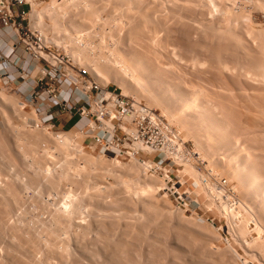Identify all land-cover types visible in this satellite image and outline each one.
<instances>
[{
	"label": "rangeland",
	"instance_id": "1",
	"mask_svg": "<svg viewBox=\"0 0 264 264\" xmlns=\"http://www.w3.org/2000/svg\"><path fill=\"white\" fill-rule=\"evenodd\" d=\"M26 1H29L25 8L30 11V25L38 31L44 29L49 33V41L55 48L85 68L87 66L83 64V57L80 58L81 61L78 56H73L74 52H70V47L80 45L73 44L70 36L89 31L86 36L89 47L86 60L91 63L95 60L96 65L100 63L97 69L102 71L92 67L87 69L104 86L117 88L126 95L137 97L167 118L194 149L202 154L205 165H209V168L212 166L217 174L228 178L235 195L241 201L233 208L234 211L229 209L232 212L229 211L232 214L230 217L226 213L221 214L217 206H208L205 185L192 174H186L183 167H175L172 171L174 180H179L176 170L180 169L184 184L178 185L182 186L181 192L188 193L190 207L183 206L168 189L171 183L167 185L166 168L163 172L154 167L146 168L144 165L134 164L129 157L117 156L114 152H106L94 146L89 137L86 138L75 128L79 116L68 121L70 116L62 108L56 106L47 110L43 106L44 102L39 103L35 98L36 93L34 96L30 95L35 88L34 80L41 76L40 71L31 70L29 77L25 78L14 71L9 84L0 78V264H264V249L257 245V237L264 242V219H261L264 218V202L247 184L243 185L242 179L235 176L242 157L246 158L245 162H241L244 161L243 158L240 160L243 167H247L248 163L258 167H252L251 171L245 168V178L250 179L255 169L263 171L264 176V0H92V4L97 3L93 4L95 8L90 11L88 22L81 29L76 24L79 18L74 15L81 17L82 9L89 4L92 6L88 2L91 0H34L36 7L33 0ZM31 13L40 15L43 22L41 28L33 25L36 19ZM53 35L59 41L63 39L62 44H65L66 49L51 38ZM137 35L140 46L137 44L139 41L133 42L138 40ZM147 53L151 56L148 57ZM125 58L128 60H124ZM140 59H143L145 65ZM114 60L126 63L124 68L129 69L130 66L131 69L134 65L132 69L136 71V77L130 76L133 81L124 75L126 72H120L123 69L118 71L116 68V71L108 64L111 61L114 63ZM129 61L131 65H128ZM140 62L142 68L138 69ZM101 64L109 66V69ZM143 65L147 66V73ZM111 71L115 74L120 72V78L117 79L118 75H113ZM121 73L127 77L124 80H130L129 85L123 82L124 76ZM143 78L144 84L140 82ZM177 87H183V95L176 92ZM170 93L177 95L172 96ZM48 113L53 114V118ZM246 113L250 116L257 114L255 119L253 116L249 117L253 120H249L253 123H249L251 126L247 124L249 121ZM220 129L224 135L230 133L224 141L221 140L223 142H219V137L222 136ZM64 134L66 135L63 136ZM211 134H214L213 137ZM229 135L233 139L227 138ZM67 136L72 139L70 143L63 139ZM226 140L228 143L225 144ZM229 143L231 145H227ZM138 157L147 162L160 161L154 155L140 154ZM234 164L237 165L236 168ZM140 168H144L146 172ZM205 175L204 172V177ZM47 177H51L48 182ZM130 183L137 185L131 184V189L127 185ZM146 183L157 188H152V191L145 189L147 191L142 195V187ZM246 189L251 190V193ZM73 209L78 212L74 214ZM211 219H214L215 225ZM243 220L245 231L240 235L241 231L237 227ZM55 225H59L60 229ZM79 225L82 228L84 226L83 230ZM259 226L262 229L260 232ZM62 229L66 236L62 234Z\"/></svg>",
	"mask_w": 264,
	"mask_h": 264
},
{
	"label": "built area",
	"instance_id": "2",
	"mask_svg": "<svg viewBox=\"0 0 264 264\" xmlns=\"http://www.w3.org/2000/svg\"><path fill=\"white\" fill-rule=\"evenodd\" d=\"M27 3L0 0V78L6 84L11 81L12 72L25 78L38 67L41 76L34 80L31 96L36 93L35 98L39 103L44 102L47 110L59 106L71 118L79 116L75 127L86 120L82 133L106 152L129 158L140 154L159 158L152 167L162 172L166 168L167 185L171 183L168 189L183 206L190 207L188 193L180 191L184 184L181 170H176L178 181L174 180L172 171L184 167L186 161L205 172L218 190L223 189L222 196L231 204L240 203L231 183L204 164L200 154L167 118L137 97L104 86L87 68L46 41L43 33L30 25ZM2 38L6 49L1 44ZM26 58L32 62L30 66L26 65ZM49 115L53 118V114Z\"/></svg>",
	"mask_w": 264,
	"mask_h": 264
},
{
	"label": "bare ground",
	"instance_id": "3",
	"mask_svg": "<svg viewBox=\"0 0 264 264\" xmlns=\"http://www.w3.org/2000/svg\"><path fill=\"white\" fill-rule=\"evenodd\" d=\"M30 1H31V0H30ZM65 1H66V0H65ZM68 1H69V0H68ZM76 1H77V0H76ZM76 1H75V2H76ZM84 1H86V0H84ZM84 1H83V2H84ZM98 1H99V0H98ZM28 2H29V1H28ZM66 2H67V1H66ZM88 2H91V4H92L93 1L91 0V1H88ZM94 2H96V1H94ZM126 2H127V1H126ZM129 2H130V1H129ZM214 2H215V1H214ZM32 3L34 4V7H36V3H35L34 0H33ZM70 3H71V2H70ZM96 3H97V2H96ZM96 3H95V4H96ZM262 3H263V2H262ZM64 4H65V3H64ZM75 4H76V3H75ZM93 4H94V3H93ZM93 4H92V6L89 4V5H90V6H89L88 3H87L88 7H87V6L84 7V6L82 5L85 9H84V8L82 9V10H83V13H82V16H81V17H79L80 15H79V16H78V15H74V16H77V18H79V19L77 20V22H76V19H77V18H76V19H75V22H76L77 26L80 27V29H81V27H84V24H85L86 22H88V19H89L88 16L91 15V14H90V13H91L90 11L93 10V8H95V7H93ZM95 4H94V5H95ZM130 4H131V3H130ZM151 4H152V3H151ZM212 4H213V3H212ZM61 5H62V4H61ZM61 5H59V6H61ZM66 5H68V4H66ZM76 5H77V4H76ZM126 5H127V4H126ZM52 6H53V5H52ZM64 6H65V5H64ZM103 6H104V5H103ZM70 7H71V5H70ZM72 7H73V6H72ZM97 7H98V6H97ZM127 7H128V6H127ZM66 8L68 9V6H67ZM55 9H56V8H55ZM102 9H103V8H102ZM53 10H54V9H53ZM58 10H59V9H58ZM96 10H98V9H96ZM96 10H94V12H95ZM117 10H118V9H117ZM227 10H228V9H227ZM39 11H40V10H39ZM60 11H61V10H60ZM62 11H63V10H62ZM58 12H59V11H58ZM63 12H64V11H63ZM74 12H75V11H74ZM84 12H85V13H84ZM39 13H41V12H39ZM78 13L81 14L80 12H78ZM78 13H77V14H78ZM31 14H32V16L34 17V19H36L35 22L38 24V25H37V24L34 22V20H32V21L34 22L33 25H35L36 27L41 28L40 25H41V22H42L41 20H42V19H41L40 15H39V14H35V13H34L35 15H33V13H31ZM71 14H72V13H71ZM74 14H75V13H74ZM94 14H95V13H94ZM58 15H59V14H58ZM62 15H64V14H62ZM95 15H96V14H95ZM125 15H126V14H125ZM140 16H141V15H140ZM143 16H144V15H143ZM121 17H122V16H121ZM57 18H58V17H57ZM72 18L74 19V17H72ZM73 19H72V20H73ZM102 19H103V18H102ZM54 20H55V19H54ZM56 20H57V19H56ZM231 20H232V19H231ZM73 21H74V20H73ZM132 22H133V21H132ZM152 22H153V21H152ZM42 23H43V22H42ZM134 23H135V22H134ZM54 24H55V23H54ZM76 24H73V25L76 26ZM119 24H120V23H119ZM149 24H150V23H149ZM155 24H156V23H155ZM56 25H57V24H56ZM123 25H124V24H123ZM140 25H141V23H140ZM41 26H42V25H41ZM63 26H64V25H63ZM128 26H129V25H128ZM130 26H131V25H130ZM92 27H93V26H92ZM88 28H89V26H88ZM135 28H136V25H135ZM159 28H160V27H159ZM86 29H87V28H86ZM86 29H85V30H86ZM139 29H140V28H139ZM143 29H144V28H143ZM83 30H84V29H83ZM135 30H136V29H135ZM144 30H145V29H144ZM259 30H260V29H259ZM40 31L43 33V36H44V38L46 39V41L50 42V41H49L50 37H49V35H48L49 33L47 34V32H46L44 29H41ZM63 31H64V30H63ZM65 31H66V30H65ZM78 31H79V29H78ZM78 31H77V33H78ZM80 31H81V30H80ZM80 31H79V32H80ZM87 31H88V29H87ZM133 31H134V30H133ZM140 31H142V29H141ZM81 32H82V31H81ZM81 32H80V34H76L75 36H70L71 38L69 37V38L72 40L71 42H72V43L74 42L73 44H77V43L80 44V45L77 44L78 47H77V46H76V47H74V46H73V47H70V48L72 49V51H70V52H71V53L74 52L75 55L72 53L73 56H74V57H75V56H78V57H79V58H78L79 60H81L80 58L83 57V59H84V61H85V62L83 61V62H84L83 64H84V65L86 64L85 66H87V68H88L89 70H90L91 67H92V69L94 68V69H96V70H99V68L97 69V65H99L100 63H97V65H96L95 60H94L92 63H91V61H87V60H86V58H88V55H87L88 53H87V52H89V51H87V48H89V47H88V44H86V43H88V42H87L88 39L86 40V36L88 35L89 31H88V32H86V31L84 32V31H83L84 33H81ZM135 32H136V31H135ZM135 32H134V34L136 35ZM137 32L139 33V30H138ZM260 32H261V31H260ZM120 33H121V32H120ZM120 33H119V34H120ZM132 33H133V32H132ZM261 33H262V32H261ZM130 34H131V32H130ZM130 34H129V36H130ZM134 34L132 35L133 37H135ZM152 34H153V33H152ZM69 35H70V34H69ZM71 35H74V33L71 34ZM144 35H145V33H144ZM52 37H53V38H52ZM108 37H109V36H108ZM51 38H52L53 40H55L56 42H59V43H57L58 45L62 44V40H63V39H62L61 41H59V39H58L55 35L51 36ZM121 38H122V37H121ZM84 39H85V40H84ZM117 39H118V38H117ZM130 39H131V38H130ZM130 39H129V40H130ZM136 39H138V35L136 36ZM136 39H135V40H136ZM64 40H65V39H64ZM121 40H122V39H121ZM132 40H133V39H132ZM149 40H150V39H149ZM119 41H120V40H119ZM138 41H139V42H138ZM147 41H148V40H147ZM60 42H61V43H60ZM104 42H105V41H104ZM133 42H138L137 44H138L139 46L141 45V44H139V43H140V39H138L137 41H133ZM149 42H150V41H149ZM151 42H152V41H151ZM66 43H67V42H66ZM68 43H69V42H68ZM143 43H144V42H143ZM146 43H148V42H146ZM95 44H96V43H95ZM62 45H63V47L65 46L64 43H63ZM68 45H69V44H68ZM68 45H67V47L70 46V45H69V46H68ZM84 45H85V46H84ZM150 45H151V44H150ZM164 45H165V44H164ZM108 46H109V45H108ZM63 47H62V48H63ZM96 47H97V46H96ZM113 47H114V46H113ZM149 47H150V46H149ZM64 48H65V47H64ZM144 48H145V47H144ZM250 48H251V47H250ZM65 49H66V48H65ZM89 50H90V49H89ZM249 50H250V49H249ZM261 50H262V49H261ZM151 51H152V49H151ZM84 52H85V53H84ZM90 52H91V51H90ZM143 52H144V51H143ZM237 52H238V51H237ZM111 53H112V52H111ZM149 53H150V52H149ZM80 54H81V55H80ZM83 54H84V55H83ZM85 54H86V55H85ZM137 54H138V53H137ZM157 54H158V53H157ZM89 55H90V54H89ZM111 55H112V54H111ZM147 55H148V53H147ZM147 55H145L144 57H147ZM155 55H156V54H155ZM134 56H135V55H134ZM149 56H151V55H148V57H149ZM100 57H101V56H100ZM103 57H104V56H103ZM111 57H114V56H111ZM117 57H118V56H117ZM131 57H132V56H131ZM139 57H140V56H139ZM75 58H76V57H75ZM91 58H92V57H91ZM91 58H90V59H91ZM106 58H107V57H106ZM114 58H115V57H114ZM120 58H121V57H120ZM135 58H137V57H135ZM135 58H134V59H135ZM141 58H142V56H141ZM101 59H102V58H101ZM108 59H109V58H108ZM134 59H133V61H134ZM144 59H145V58H144ZM155 59H156V58H155ZM25 60H26V61H25V62H26V65L30 66L32 62H31L30 60H27V59H25ZM118 60H119V57H118ZM124 60H128V59L125 58ZM129 60H130V59H129ZM137 60H138V59H137ZM140 60H141V59H140ZM147 60H148V59H147ZM150 60H151V59H150ZM81 61H82V60H81ZM86 61H87V62H86ZM109 61H110V60H109ZM121 61H122V60H121ZM141 61H142V63H144V62H143V59H142ZM148 61H149V60H148ZM105 62H106V60H105ZM125 62H127V61H125ZM137 62H139V61H136V63H137ZM145 62H146V60H145ZM150 62H151V61H150ZM140 63H141V62H140ZM142 63H141V66H139V67L136 66V67H137L138 69L142 68ZM104 64H107V63H104ZM104 64H103V65H104ZM108 64H109L110 66H112L113 69H115V70H116V68H117L118 71H120L121 69H123V71L121 70L120 72H126V73H124V75L127 76V77L129 76V79H131L130 76H131V77L134 76V72H136L135 70L133 71V69H132V68H134V67H133V66H134L133 64H132L133 66H132V68H131L132 70L130 69V66H129V69L131 70V72H130V70H129L128 68H124V66L126 67V63H124V62H120V61H117V60L115 61V60H114V63L111 61V62H108ZM108 64H107V65H108ZM129 64H130V61H129L128 65H129ZM151 64H152V62H151ZM263 64H264V63H263ZM101 65H102V64H101ZM103 65H102V67H103ZM130 65H131V64H130ZM144 65H145V63H144ZM144 65H143V67H144V69H145V71H146V73H147V71H149V70H146V69H147V66H144ZM146 65H147V63H146ZM159 65H160V64H159ZM99 66H100V65H99ZM99 66H98V67H99ZM152 66H153V65H152ZM261 66H262V65H261ZM89 67H90V68H89ZM102 67H101V68H102ZM104 67H106V65H104ZM108 67H109V66H108ZM108 67H106V68H108ZM112 67H111V68H112ZM127 67H128V66H127ZM217 67H218V66H217ZM256 67H257V66H256ZM137 68H135V69H137ZM148 68H149V66H148ZM151 68H152V67H151ZM153 68H154V67H153ZM157 68H158V67H157ZM251 68H252V67H251ZM92 69H91V70H92ZM108 69H109V68H108ZM262 69H263V68H262ZM35 70H37L38 72L40 71V69H39L38 67H35L34 70H33V72H34ZM104 70H105V69H104ZM117 70H116V71H117ZM151 70H153V69H151ZM165 70H166V68H165ZM99 71H102V70H99ZM113 71H114V70H113ZM113 71H111V73H112ZM143 71H144V70L142 69V72H143ZM168 71H169V70H168ZM224 71H226V70H224ZM96 72H97V71H96ZM114 72H115V71H114ZM114 72H113V75L116 73V72H115V73H114ZM120 72H119V73H120ZM137 72H138V71H137ZM150 72H151V71H150ZM154 72L156 73V71H154ZM97 73H98V72H97ZM104 73H105V71H104ZM108 73H110V71H108ZM117 73H118V72H117ZM119 73H118V74H115V76L118 75V77L116 76L117 79L120 78V76H119L120 74H119ZM144 73H145V72H144ZM146 73H145V74H146ZM157 73H158V72H157ZM159 73H160V72H159ZM169 73H170V72H169ZM250 73H251V72H250ZM262 73H263V72H262ZM93 74H94V73H93ZM98 74H100V73H98ZM145 74H144V75H145ZM33 75H34V73H33ZM106 75H107V73H106ZM122 75H123V73H121V76H122ZM124 75H123V76H124ZM137 75H138V74H137ZM140 75H141V74H140ZM165 75H167V74H165ZM101 76H103V75H101ZM125 76H124V78H122V80H124V79L127 78V77H125ZM142 76H143V73H142ZM146 76H147V75H146ZM148 76H149V73H148ZM150 76H151V75H150ZM150 76H149V77H150ZM134 77H136V76H134ZM137 77H139V75H138ZM140 77H141V76H140ZM116 78H115V79H116ZM162 78H163V77H162ZM253 79H254V78H253ZM99 80H100V79H99ZM122 80H121V81H122ZM133 80H134V79H133ZM133 80L131 79V81H133ZM137 80L139 81V78H138ZM137 80H135L136 83H137ZM145 80H147V79H145ZM149 80H150V79H149ZM161 80H162V79H161ZM161 80H160V81H161ZM166 80H167V79H166ZM128 81H130V80L127 79V80H124L123 82H125V83H127V84L129 85ZM150 81H151V80H150ZM140 82L143 83V82H144V78H143L142 80L140 79ZM140 82H139V83H140ZM164 83H165V82H164ZM180 83H181V82H180ZM254 83H255V82H254ZM143 84H144V83H143ZM175 84H176V83H175ZM263 84H264V83H263ZM136 85H137V84H136ZM182 85H183V84H182ZM130 86H132V84H131ZM147 86H148V84H147ZM168 86H170V85H168ZM178 86H180V85L178 84ZM184 86H185V85H184ZM144 87H146V86H144ZM162 87H163V86H162ZM166 87H167V86H166ZM174 87H175V86H174ZM205 87H206V86H205ZM126 88H127V86H126ZM132 88H133V87H132ZM134 88H135V87H134ZM147 88H148V87H147ZM171 88H172V87H171ZM178 88H179V87L176 88V92H178L179 94H182L183 89H181V88H183V87H181V88H179V89H178ZM259 88H260V87H259ZM169 89H170V88H169ZM173 89H174V88H173ZM146 90H147V89H146ZM174 90H175V89H174ZM184 90H185V89H184ZM170 91H172V89H171ZM170 91H169V92H170ZM248 91H249V90H248ZM173 92L176 93L175 91H173ZM240 92H241V91H240ZM183 93H184V91H183ZM185 93H186V91H185ZM204 93H205V91H204ZM168 94H169V93H168ZM170 94H171L172 96H176V95H177V94H174V95H173V93H170ZM187 94H188V93H187ZM256 94H257V93H256ZM258 94H259V93H258ZM182 95H183V94H182ZM185 95H186V94H184V96H185ZM192 95H193V94H192ZM212 95H213V94H212ZM220 95H221V94H220ZM161 96H162V95H161ZM254 96H255V95H254ZM179 97H180V96H179ZM257 97H258V96H257ZM5 98H6V96H5ZM5 98H4V99H5ZM73 98H74V99H77V97H73ZM160 98H161V97H160ZM171 98H172V97H171ZM171 98H170V99H171ZM177 98H178V97H177ZM182 98H183V97H182ZM182 98H181V99H182ZM193 98H194V97H193ZM258 98H259V97H258ZM10 99H11V98H10ZM12 99H13V98H12ZM184 99H185V98H184ZM187 99H188V98H187ZM195 99H196V98H195ZM156 100H157V98H156ZM159 100H160V99H159ZM193 100H194V99H193ZM242 100H243V99H242ZM257 100H258V99H257ZM169 101H170V100H169ZM197 101H198V100H197ZM223 101H224V99H223ZM245 101H246V100H245ZM245 101H244V102H245ZM250 101H251V100H250ZM260 101H261V100H260ZM15 102H16V101H15ZM158 102H159V101H158ZM161 102H162V100H161ZM161 102H159V103H161ZM173 102H174V101H173ZM254 102H255V101H254ZM256 102H258V101H256ZM261 102H262V101H261ZM179 103H180V102H179ZM182 103H183V102H182ZM197 103H199V102H197ZM246 103H247V102H246ZM251 103H252V101H251ZM262 103H263V102H262ZM236 104H237V103H236ZM247 104H248V103H247ZM252 104H253V103H252ZM172 105H173V104H172ZM201 105H202V104H201ZM260 105H261V104H260ZM162 106H163V105H162ZM189 106H190V105H189ZM196 106H197V105H196ZM250 106H251V105H250ZM15 107H16V106H15ZM217 107H218V106H217ZM252 107H253V106H252ZM255 107H256V106H255ZM257 107H258V106H257ZM257 107H256V108H257ZM192 108H193V107H192ZM262 108H263V107H262ZM247 110H248V109H247ZM254 110H255V109H254ZM256 110L258 111V109H256ZM260 110H261V108H260ZM12 112H13V111H12ZM225 112H226V111H225ZM250 112H251V111H249V113H250ZM14 113H15V112H14ZM247 113H248V112H247ZM247 113H246V114H247ZM252 113H253V110H252ZM254 113H256V112L254 111ZM260 113H261V111H260ZM260 113H259V114H260ZM243 114H244V113H243ZM243 114H242V116H243ZM262 114H263V113H262ZM6 115H7V114H6ZM15 115H16V114H15ZM247 115H248V114H247ZM247 115H246V116H247ZM256 115H257V114H256ZM256 115H254V114L252 115V114H251V116H253V118H254ZM260 115H261V114H260ZM251 116H250V114H249V115H248V118L246 117V118L248 119V121H249V120H252V119L249 118V117H251ZM258 116H259V115H258ZM6 117H7V116H6ZM251 118H252V117H251ZM176 119H177V118H176ZM184 119H185V118H184ZM211 119H212V118H211ZM215 119H217V118H215ZM243 119H244V117H243ZM243 119H242V120H243ZM247 119H246V120H247ZM254 119H255V118H254ZM180 120H181V119H180ZM212 120H213V119H212ZM244 120H245V119H244ZM263 120H264V118H263ZM217 121H218V120H216V122H217ZM237 121H238V120H237ZM252 121H253V120H252ZM252 121H251V123H250V121H249L247 124H249V123H250V124H253ZM255 121H256V120H255ZM259 121H260V120H259ZM23 122H24V121H23ZM86 122H87L86 120L80 122L75 128L79 129V130H78L79 132H82V128H83V126L86 124ZM190 122H191V121H190ZM240 122H241V121H240ZM256 122H257V121H256ZM256 122H254V123H256ZM25 123H26V122H25ZM214 123H215V121H214ZM214 123H212V124H214ZM217 123L219 124L220 122H217ZM261 123H262V122H261ZM263 123H264V122H263ZM218 124H217V125H218ZM237 124H238V123H237ZM243 124H244V123H243ZM243 124H242V125H243ZM250 124H249V125H250ZM214 125H216V124H214ZM214 125H213V126H214ZM193 126H194V125H193ZM209 126H210V125H209ZM221 126H223V125H221ZM235 126H236V125H235ZM250 126H251V125H250ZM253 126H254V125H253ZM262 126H263V125H262ZM218 127H220V125H218ZM19 128H20V127H19ZM247 128H248V127H247ZM41 129H42V128H41ZM213 129L216 130V131L219 130L218 128H213ZM217 129H218V130H217ZM222 129H223V128H222ZM228 129H229V128H228ZM228 129H226L227 133H228ZM242 129H243V127H242ZM253 129H255V128H253ZM259 129H260V128H259ZM201 130H203V129H201ZM220 130H221V129H220ZM33 131H34V130H33ZM216 131H215V133H216ZM222 131H223V130H221V134H222V136L219 137V138H220V141H219V139H218L219 142H223V141L226 139V136H227L228 134H230V133H228L227 135H226V134L224 135V133H223ZM226 131H225V132H226ZM230 131H231V130H230ZM195 132H196V131H195ZM242 132H243V131H242ZM190 133H191V132H190ZM209 133H210V132H209ZM70 134H71V133H69V135H70ZM219 134H220V133H219ZM221 134H220V135H221ZM231 134H232V132H231ZM21 135H22V134H21ZM21 135H20V136H21ZM65 135H66V134H64L63 136H65ZM67 135H68V134H67ZM82 135H83V136H87L86 133H82ZM211 135H212V137H213L214 134H211ZM215 135H216V134H215ZM220 135H217V136H220ZM252 135H253V134H252ZM70 136H71V135H70ZM185 136H186V135H185ZM189 136H190V135H189ZM231 136H232V135H231ZM231 136L229 135L227 138H229V137L232 138ZM243 136H244V135H243ZM194 137H195V136H194ZM24 138H25V137H24ZM62 138H63V137H62ZM183 138H184V140H186L185 137H183ZM208 138H209V137H208ZM214 138H215V137H214ZM46 139H47V138H46ZM63 139H64V140L67 139L66 141H69V143H70L71 140H72V139H71L70 137H68V136L65 137V138H63ZM204 139H205V138H204ZM222 139H223V141H221ZM232 139H233V138H232ZM232 139H231V140H232ZM251 139H252V138H251ZM32 140H33V139H32ZM56 140H57V139H56ZM227 140H228V139H227ZM227 140H226V141H227ZM29 141H30V140H29ZM60 141L63 142L62 139H60ZM186 141H187V140H186ZM226 141H225V144L228 143L229 140H228L227 142H226ZM232 141H233V140H232ZM232 141H230L231 144L234 143V142L232 143ZM252 141H253V140H252ZM73 142H74V141H73ZM73 142H72V143H73ZM214 142H215V141H214ZM35 143H36V141H35ZM63 143H65V142H63ZM69 143H68V144H69ZM217 143H218V142H217ZM50 144H51V143H50ZM74 144H75V142H74ZM198 144H199V143H198ZM212 144H213V143H212ZM231 144L229 143V144H227V145H231ZM235 144H236V143H235ZM201 145H202V144H201ZM220 145H221V144H220ZM233 145H234V144H233ZM236 145H237V144H236ZM62 146H64V145H62ZM65 146H66V145H65ZM65 146H64V147H65ZM198 146H199V145H198ZM221 146H222V145H221ZM45 147H47V146H45ZM64 147H63V148H64ZM69 147H70V146H69ZM69 147H66V148H69ZM71 147H72V146H71ZM201 147H202V146H201ZM203 147H204V146H203ZM233 147H234V146H233ZM237 147H238V146H237ZM2 148H3V147H2ZM79 148H81V147H79ZM18 149H19V148H18ZM49 149H50V148H49ZM64 149H65V148H64ZM70 149H71V148H70ZM199 149H200V148H199ZM232 149H233V148H232ZM2 150H3V149H2ZM62 150H63V149H61V151H62ZM78 150H79V149H78ZM201 150H202V149H201ZM229 150H230V148H229ZM238 150H239V149H238ZM71 151H72V150H71ZM76 151H77V150H76ZM235 151H236V150H235ZM28 152H29V151H28ZM62 152H63V151H62ZM69 152H70V151H69ZM196 152H197V151H196ZM200 152H201V151H200ZM212 152H213V151H212ZM238 152H239V151H238ZM0 153H1V152H0ZM25 153H26V152H25ZM44 153H45V152H44ZM46 153H47V152H46ZM197 153H198V152H197ZM234 153H235V152H234ZM240 153H241V152H240ZM22 154H23V153H22ZM69 154H70V153H69ZM71 154H72V153H71ZM228 154H229V153H228ZM32 155H33V154H32ZM67 155H68V154H67ZM201 155H202V154H201ZM201 155H200V157L202 158ZM236 155H237V157H240V156H238L239 153H238V154L236 153ZM236 155L234 154V156H236ZM243 155H244V154H243ZM259 155H260V154H259ZM63 156H64V154H63ZM213 156H214V155H213ZM244 156H245V155H244ZM69 157H70V156H69ZM82 157H83V156H82ZM88 157H89V156H88ZM102 158H103V157H102ZM234 158H235V157H234ZM234 158H233V159H234ZM242 158H243V157H242ZM242 158L239 159V164H238L239 167H237V165L235 166V164H234L235 168L237 167V171H238V168H239V171H238V172L236 171L237 175H235V176H237L238 179H242L243 185H244V184H247L248 187H249V189H251V190L253 191V193L255 192V193L258 195V197L261 198V201L263 200V202H264V176H263V174H262L263 171H262V172H259V170H257V169H258L257 166L255 167V165H254V166L251 165L252 163L249 165L248 162H247V163H248L247 167H245V165H244V167H243V166L241 165V162H245L246 158H245V159L243 158L244 161H241V162H240V160H242ZM258 158H259V157H258ZM19 159H20V158H19ZM35 159H36V158H35ZM96 159H97V158H96ZM131 159L133 160L132 162H134V164H135V163H137V164H141V165H144L146 168H147V167H152V166L155 165L154 162H153V160L147 162V161H144V160L139 159V157H136V156H135V157H132ZM202 159H203V158H202ZM236 159L238 160V158H236ZM236 159H235V161H237ZM66 160H67V159H66ZM76 160H77V159H76ZM82 160H83V159H82ZM82 160H81V161H82ZM98 160H99V159H98ZM116 160H117V159H116ZM40 161H41V160H40ZM96 161H97V160H96ZM96 161H94V163H95ZM99 161H100V160H99ZM252 161H253V160H252ZM22 162H23V161H22ZM71 162H72V161H71ZM108 162H109V161H108ZM215 162H216V161H215ZM213 163H214V162H213ZM237 163H238V161H237ZM27 164H28V163H27ZM33 164H34V163H33ZM71 164H72V163H71ZM71 164H70V165H71ZM79 164H80V163H79ZM137 164H136V165H137ZM242 164H243V163H242ZM253 164H254V163H253ZM217 165H218V164H217ZM227 165H228V164H227ZM229 165H231V163H229ZM256 165H257V163H256ZM26 166H27V165H26ZM37 166H38V165H37ZM67 166H68V165H67ZM144 166H143V167H144ZM183 166H184L183 168H184L186 174H188L189 176H190V174H192L195 178H197L198 181H201V183L205 185V188H204V189L206 190L205 193H206V198H207V204H208V206H209V207H213V205H214V207L217 206L216 208L221 212V214H222V212H223V213H226L227 215H229V217H230V215H232V214H230L229 211H230V210H231V211H234L233 208H235L236 206H238V203H237V205H233V204L230 205L231 202H230L229 200L225 199V198L222 196V195L224 194V190H223V189L218 190L212 182H210V181H208V179H206V178H207L206 175H205L206 178L204 177V173L202 172V173H203V174H202L201 171H199L198 168H197L193 163L186 161V162L183 163ZM213 166H214V165H213ZM249 166H250L251 168H250ZM27 167H28V166H27ZM38 167H39V166H38ZM80 167H81V166H80ZM84 167H85V166H84ZM129 167H130L131 169L133 168L132 166H129ZM145 167H144V168H145ZM208 167H209V165H208ZM216 167H217V166H216ZM252 167H253V169H254V168H257V169H255V171H254V170L252 171L253 174L251 173V175H253V176H252L250 179L245 178V177H247V176H246L247 173H246V172L244 173L243 170H244L245 168H246V169L248 168V170L250 169V171H251ZM34 168H35V167H34ZM66 168H67V167H66ZM66 168H65V169H66ZM75 168H76V167H75ZM98 168H99V167H98ZM124 168H125V167H124ZM144 168H143V170H144ZM210 168H212V166H211ZM5 169H6V168H5ZM27 169H28V168H27ZM68 169H70V168L68 167ZM82 169H83V168H82ZM140 169H141V168H140ZM148 169H149V168H148ZM150 169H152V168H150ZM215 169H216V168H215ZM233 169H234V168H233ZM259 169H260V168H259ZM48 170H49V169H48ZM72 170H73V169H72ZM80 170H81V169H80ZM92 170H94V169H92ZM138 170H139V169H138ZM138 170H137V171H138ZM141 170H142V169H141ZM143 170H142V171H143ZM263 170H264V169H263ZM22 171H23V170H22ZM36 171H37V170H36ZM73 171H74V170H73ZM144 171H145V170H144ZM233 171H234V170H233ZM233 171H232V172H233ZM250 171H249V172L247 171V172L250 174ZM17 172H18V171H17ZM23 172H24V171H23ZM64 172H65V171H64ZM68 172H70V171H68ZM68 172H67V173H68ZM77 172H79V170H78ZM83 172H85V171H83ZM126 172H129V171L127 170ZM145 172H146V171H145ZM154 172H156V171H154ZM129 173H130V172H129ZM17 174H18V173H17ZM61 174H62V173H61ZM244 174H246V175H244ZM57 175H58V174H57ZM67 175H68V174H67ZM104 175H105V174H104ZM225 175H226V174H225ZM251 175H250V176H251ZM65 176H66V174H65ZM73 176H74V175H73ZM98 176H99V175H98ZM235 176H234V178L236 179ZM248 176H249V175H248ZM48 177H49V176H48ZM48 177H47V178H48ZM66 177H67V176H66ZM136 177H137V176H136ZM232 177H233V176H232ZM50 178H51V177H50ZM50 178H48V180H46V182H48ZM224 178H226V177H224ZM29 179H30V178H29ZM53 179L55 180V178H53ZM152 179H154V178L152 177ZM156 179H157V178H156ZM226 179L228 180V178H226ZM238 179H237V180H238ZM162 180H163V179H162ZM32 181H33V180H32ZM44 181H45V180H44ZM147 181H148V180H147ZM150 181H151V179H150ZM153 181H154V180H152V182H153ZM155 181H156V180H155ZM160 181H161V180H160ZM228 181H229V180H228ZM16 182H17V181H16ZM50 182H52V181H50ZM131 182H132V181H131ZM165 182H166V181H165ZM239 182H240V180H239ZM239 182H238V183H239ZM54 183H55V182H54ZM115 183H116V182H115ZM128 183H129V182H128ZM134 183H135V182H134ZM134 183H133V184H134ZM240 183H241V182H240ZM240 183H239V184H240ZM28 184H29V183H28ZM28 184H27V185H28ZM131 184H132V183L127 184V185H129V187H130L131 189L133 188L134 185H137V184H134V185L132 184L133 186L131 187V186H130ZM22 185H23V184H22ZM29 185H30V184H29ZM29 185H28V186H29ZM32 185H33V184H32ZM164 185H165V184H164ZM241 185H242V184H240V186H241ZM243 185H242V186H243ZM247 185H244V186H247ZM40 186H41V185H40ZM54 186H55V185H54ZM58 186H59V185H58ZM60 187H61V186H60ZM129 187H128V188H129ZM138 187H139V186H138ZM155 187L157 188V186H155V185H153V184H151V183H146V185H144V187H142V188H143L144 190L147 189V190H151V191H152V190H154V189H152V188H155ZM158 187H159V186H158ZM203 187H204V186H203ZM107 188H109V187H107ZM130 188H129V189H130ZM135 188H137V187L135 186ZM156 188H155V189H156ZM159 188H160V187H159ZM245 188H246V187H245ZM245 188L243 187V189H245ZM21 189H22V188H21ZM38 189H39V188H38ZM41 189H42V187H41ZM54 189H55V188H54ZM111 189H112V188H111ZM139 189L141 190L140 187H139ZM143 189H142V190H143ZM241 189H242V187H241ZM249 189H248V190L246 189V190L249 191ZM52 190H53V189H52ZM108 190H109V189H108ZM133 190H134V189H133ZM133 190H131V191H132V192H135V191H133ZM140 190H138V192H139ZM144 190H143V192L141 191V194H142V193H146L147 190H145V192H144ZM251 190L249 191L250 193H251ZM131 191H130V192H131ZM151 191H150V193H151ZM237 191H238V190H237ZM81 192H82V191H81ZM125 192H126V191H125ZM239 192H241V191H239ZM242 192H243V191H242ZM244 192H245V191H244ZM83 193H84V192H83ZM136 193H137V192H136ZM136 193H135V194H136ZM147 193H149V192H147ZM253 193H252V194H253ZM255 193H254V194H255ZM69 194H71V193L69 192ZM69 194H68V195H69ZM122 194H123V193H122ZM122 194H121V195H122ZM130 194H131V193H130ZM130 194H129V195H130ZM133 194H134V193H133ZM139 194H140V193H139ZM244 194H245V193H244ZM246 194L249 195L248 193H246ZM254 194H253V195H254ZM68 195H67V196H68ZM142 195H143V194H142ZM239 195H240V194H239ZM247 195L244 196V197H247ZM69 196H70V195H69ZM73 196H75V195H73ZM73 196H72V197H73ZM126 196H127V195H126ZM132 196H133V195H132ZM139 196H140V195H139ZM211 196H213V197L215 198V201H214V198L211 197ZM217 196L219 197L220 200H218V197H217ZM36 197H37V196H36ZM65 197H66V196H65ZM72 197H70V198H72ZM140 197H141V196H140ZM237 197H238V196H237ZM254 197H255V195H254ZM70 198H69V199H70ZM84 198H85V197H84ZM87 198H88V197H87ZM145 198H146V197H145ZM210 198L212 199V201H210V200H211ZM260 198H258V199H260ZM50 199H51V198H50ZM65 199H66V198H65ZM124 199H125V198H124ZM137 199H138V198H137ZM162 199H163V198H162ZM224 199H225L229 204H228L226 201H224ZM238 199H239V198H238ZM252 199H257V198H252ZM11 200H12V199H11ZM59 200H60V199H59ZM71 200H73V199H71ZM71 200H70V201H71ZM132 200H133V199H132ZM132 200H131V201H132ZM217 200H218V201H217ZM244 200H245V199H244ZM4 201H5V200H4ZM65 201H66V200H64V202H65ZM80 201H81V200H80ZM80 201H79V202H80ZM96 201H97V200H96ZM134 201H135V200H134ZM239 201H241V200H239ZM246 201H247V200H246ZM43 202H44V201H43ZM58 202H59V201H58ZM76 202H78V201H76ZM132 202H133V201H132ZM152 202H154V201H152ZM163 202H164V201H163ZM166 202H167V200H166ZM251 202H252V201H251ZM71 203H73V202L71 201ZM71 203H69L70 206L72 205ZM80 203H81V202H80ZM112 203H113V202H112ZM144 203H145V202H144ZM168 203H169V202H168ZM244 203H245V201H244ZM258 203H259V202H258ZM56 204H57V203H56ZM69 204H67V205H69ZM73 204H74V203H73ZM77 204L79 205V203H77ZM85 204H86V203H85ZM93 204H94V203H93ZM154 204H155V203H154ZM6 205H7V204H6ZM64 205H66V204H64ZM147 205H148V204H147ZM147 205H146V206H147ZM157 205H158V204H157ZM59 206H60V205H59ZM80 206H81V205H80ZM239 206H240V204H239ZM64 207H65V206H64ZM67 207H69V206H67ZM87 207H88V206H87ZM89 207H91V206H89ZM143 207H144V206H143ZM160 207H161V206H160ZM163 207H164V206H163ZM242 207H243V206H242ZM263 207H264V206H263ZM263 207H262V210H264ZM6 208H7V207H6ZM71 208H72V206H71ZM92 208H93V207H92ZM243 208H244V207H243ZM50 209H51V208H50ZM68 209H70V208H68ZM76 209H78V208H76ZM124 209H125V208H124ZM229 209H230V210H229ZM239 209H241V208H239ZM248 209H249V208H248ZM0 210H1V209H0ZM47 210H48V209H47ZM78 210H79V209H78ZM78 210H76V211L78 212ZM254 210H256V209H254ZM259 210H260V209H259ZM262 210H261V212H262ZM49 211H50V210H49ZM60 211H61V210H60ZM72 211L74 212V214L76 213L75 209H73ZM72 211H70V213H71ZM80 211H81V210H80ZM92 211H93V210H92ZM231 211H230V212H231ZM249 211H250V210H249ZM257 211H258V210H257ZM64 212H65V211H64ZM161 212H162V211H161ZM163 212H164V211H163ZM62 213H63V212H62ZM68 213H69V212H68ZM149 213H150V212H149ZM231 213H232V212H231ZM247 213H248V212H247ZM252 213H253V212H252ZM263 213H264V211H263ZM72 214H73V213H72ZM72 214H70V215H72ZM74 214H73V216H72L71 218L74 217ZM77 214H78V213H77ZM126 214H127V213H126ZM138 214H139V213H138ZM168 214H169V213H168ZM172 214H173V213H172ZM226 214H224V215H226ZM235 214H236V213H235ZM238 214H239V213H238ZM64 215H65V214H64ZM70 215H69V216H70ZM175 215H176V214H175ZM249 215H250V214H249ZM261 215H262V214H261ZM111 216H112V215H111ZM182 216H183V215H182ZM243 216H244V215H243ZM262 216H263V215H262ZM62 217H64V216H62ZM227 217H228V216H227ZM231 217H232V216H231ZM237 217H238V215H237ZM257 217H258V216H257ZM64 218H65V217H64ZM64 218H63V219H64ZM68 218H69V217H68ZM68 218H67V219H68ZM95 218H96V217H95ZM107 218H108V217H107ZM33 219H34V218H33ZM69 219H70V218H69ZM209 219H210V218H209ZM229 219H230V218H229ZM258 219H259V218H258ZM261 219L263 220L264 218L261 217ZM261 219H260V220H261ZM71 220H73V219H71ZM77 220H78V219H77ZM165 220H166V219H165ZM211 220H213V221H212V222H213L212 224L215 225L214 219H211ZM237 220H238V219H237ZM246 220H247V219H246ZM260 220H259V221H260ZM52 221H53V220H52ZM54 221H55V220H54ZM194 221H195V220H194ZM228 221H229V220H228ZM234 221H235V220H234ZM56 222H58V221L56 220ZM62 222H63V221H62ZM145 222H146V221H145ZM151 222H152V221H151ZM239 222H240V221H239ZM243 222H244V220L241 221V224L237 227V228H239V230L241 231V234H240V235H242V234L244 233V231H245V229H244V223H243ZM245 222H246V221H245ZM59 223H60V222H59ZM59 223H58V224H59ZM65 223H67V221L64 222V223H62L61 225H64ZM68 223H69V222H68ZM92 223H93V222H92ZM136 223H137V222H136ZM185 223H186V222H185ZM51 224H52V223H51ZM70 224H72V222H71ZM70 224H69V225H70ZM85 224H86V223H85ZM189 224H190V223H189ZM234 224H235V223H234ZM260 224H261V223H260ZM67 225H68V224H67ZM74 225H75V224H74ZM181 225H182V224H181ZM184 225H185V224H184ZM236 225H237V224H236ZM262 225H263V224H262ZM43 226H44V225H43ZM58 226H59V225H57V226L55 225L54 227H58ZM71 226H73V225H71ZM79 226H80V225H79ZM82 226H83V225H82ZM85 226H86V225H85ZM90 226H91V225H90ZM110 226H111V225H110ZM126 226H127V225H126ZM156 226H157V225H156ZM175 226H176V225H175ZM263 226H264V225H263ZM49 227H50V225H49ZM59 227H60V226H59ZM59 227H58V228H59ZM65 227H67V226H65ZM80 227H81V226H80ZM80 227H79V228H80ZM40 228H41V227H40ZM45 228H46V227H45ZM52 228H53V227H52ZM61 228H62V227H61ZM67 228L69 229L70 227H67ZM83 228H84V226H83ZM83 228L81 227L82 230H83ZM85 228H86L87 231H89L87 227H85ZM259 228H260V226H259ZM259 228H258L259 232L262 231V229H261V228L259 229ZM59 229H60V228H59ZM70 229H71V228H70ZM89 229H91V228H89ZM92 229H93V228H92ZM102 229H103V228H102ZM211 229H212V228H211ZM214 229H215V227H214ZM3 230H4V229H3ZM64 230H65V228H64ZM64 230L62 229V231H63L62 234H63L67 229H66L65 231H64ZM78 230H79V229H77V232H78ZM138 230H139V229H138ZM202 230L204 231V229H202ZM215 230H216V229H215ZM232 230H233V229H232ZM254 230H255V229H254ZM263 230H264V229H263ZM21 231H22V230H21ZM50 231H51V230H50ZM53 231H55V230L53 229ZM84 231H85V230H84ZM93 231H94V230H93ZM240 231H239V232H240ZM0 232H1V231H0ZM56 232H57V229H56ZM59 232H60V231H59ZM81 232H82V231H81ZM89 232H92V231H89ZM155 232H156V231H155ZM216 232H217V231H216ZM53 233H54V232H53ZM60 233H61V232H60ZM69 233H70V232H69ZM83 233H84V232H83ZM86 233H87V232H86ZM127 233H128V232H127ZM138 233H139V232H138ZM153 233H154V232H153ZM202 233H203V232H202ZM230 233H231V232H230ZM30 234H31V233H30ZM161 234H162V233H161ZM64 235H65V233H64ZM81 235H82V234H81ZM125 235H126V234H125ZM138 235H139V234H138ZM165 235H166V234H165ZM13 236H14V235H13ZM60 236H61V235H60ZM65 236H66V235H65ZM244 236H245V235H244ZM0 237H1V236H0ZM159 237H160V236H159ZM159 237H158V238H159ZM177 237H178V236H177ZM52 238H53V237H52ZM90 238H91V237H90ZM93 238H94V237H93ZM95 238H96V237H95ZM108 238H109V237H108ZM127 238H128V237H127ZM154 238H155V237H154ZM164 238H165V237H164ZM208 238H209V237H208ZM215 238H216V237H215ZM53 239H54V238H53ZM210 239H211V238H210ZM216 239H217V238H216ZM123 240H124V239H123ZM132 240H133V239H132ZM137 240H138V239H137ZM168 240H169V238H168ZM257 240H259V241H258L259 243L257 244L258 247H260V249H262V248L264 249V242L261 241V238L258 239V237H257ZM257 240H256V241H257ZM262 240H263V239H262ZM125 241H126V240H125ZM155 241H156V240H155ZM159 241H160V240H159ZM256 241H255V242H256ZM19 242H20V241H19ZM99 242H100V241H99ZM134 242H135V241H134ZM182 242H183V241H182ZM255 242H254V243H255ZM65 243H66V242H65ZM132 243H133V242H132ZM211 243H212V242H211ZM55 244H56V243H55ZM98 244H99V243H98ZM133 244H134V243H133ZM151 244H152V243H151ZM162 244H164V243H162ZM243 244H244V243H243ZM255 244H256V243H255ZM23 245H24V244H23ZM131 245H132V244H131ZM252 245H253V244H252ZM257 245H256V247H257ZM132 246H133V245H132ZM134 246H135V245H134ZM208 246H209V245H208ZM254 246H255V245H254ZM63 247H64V246H63ZM148 247H149V246H148ZM150 247H151V246H150ZM133 248H134V247H133ZM84 249H85V248H84ZM258 249H259V248H258ZM129 250H130V249H129ZM102 251H103V250H102ZM139 251H140V250H139ZM166 251H167V250H166ZM261 251H262V250H261ZM261 251H260V252H261ZM105 252H106V251H105ZM108 252H109V251H108ZM66 253H67V252H66ZM101 253H102V252H101ZM112 253H113V252H112ZM228 253H229V251H228ZM263 253H264V252H263ZM84 255H85V254H84ZM102 255H103V254H102ZM114 255H115V254H114ZM151 255H152V254H151ZM56 256H57V255H56ZM166 256H167V255H166ZM182 256H183V255H182ZM262 256H263V255H262ZM41 257H42V256H41ZM99 258H100V255H99ZM130 258H131V257H130ZM156 258H157V257H156ZM116 259H117V258H116ZM230 259H231V258H230ZM260 259H261V258H260ZM113 260H114V259H113ZM168 260H169V259H168ZM186 261H187V260H186ZM44 262H45V261H44ZM97 262H98V261H97ZM123 262H124V261H123ZM218 262H219V261H218ZM2 263H3V262H2ZM103 264H104V263H103ZM118 264H119V262H118ZM120 264H121V263H120Z\"/></svg>",
	"mask_w": 264,
	"mask_h": 264
},
{
	"label": "crops",
	"instance_id": "4",
	"mask_svg": "<svg viewBox=\"0 0 264 264\" xmlns=\"http://www.w3.org/2000/svg\"><path fill=\"white\" fill-rule=\"evenodd\" d=\"M1 44L4 45V49H6L4 38L1 39ZM24 60H25V59H24ZM25 61H26V60H25ZM66 118H67V116H66ZM67 119H68V121L72 120L71 117H69V118H67Z\"/></svg>",
	"mask_w": 264,
	"mask_h": 264
}]
</instances>
